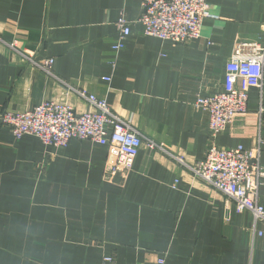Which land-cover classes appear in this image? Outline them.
I'll return each mask as SVG.
<instances>
[{
  "label": "crops",
  "instance_id": "1",
  "mask_svg": "<svg viewBox=\"0 0 264 264\" xmlns=\"http://www.w3.org/2000/svg\"><path fill=\"white\" fill-rule=\"evenodd\" d=\"M207 1L201 36L176 44L144 34L141 0H0V115L49 100L88 111L62 80L105 99L165 148L143 145L127 176L107 181L106 147L46 145L0 126V264H102L105 255L116 264H264L252 215L172 156L205 157L209 115L195 107L198 96L224 89L237 44L264 43V0ZM122 13L133 23L116 54ZM14 41L37 62L54 59L53 74ZM260 107L264 97L252 88L247 111L216 143L252 149L260 137L264 166ZM259 193L264 203V186Z\"/></svg>",
  "mask_w": 264,
  "mask_h": 264
},
{
  "label": "built area",
  "instance_id": "2",
  "mask_svg": "<svg viewBox=\"0 0 264 264\" xmlns=\"http://www.w3.org/2000/svg\"><path fill=\"white\" fill-rule=\"evenodd\" d=\"M142 13L139 22L144 34L176 44H186L201 36L203 22L211 16L207 0H141ZM132 23L124 13L116 25L118 39L113 44L117 54L131 35ZM24 58L48 74H53L54 59L37 62L34 55L22 53L17 42L8 44ZM107 78L106 80H108ZM67 90L85 98L90 109L77 112L72 106L55 101H44L31 110L13 112L5 110L0 115V126L10 128L15 138L25 135L39 138L44 144L66 147L72 140H89L107 149L104 177L114 181L125 178L131 171L143 145L165 151L142 134L128 121L116 114L105 99L78 90L64 81ZM252 88L264 97V43L241 42L226 64L224 89L214 95H199L195 107L209 115V145L203 159L188 163L184 158L172 155L194 177L204 181L214 190L224 194L235 204L238 212H249L254 221L257 236L264 237V203L260 201V188L264 186V166L261 162L263 139L258 138L254 148L242 145L224 148L216 143L219 134L225 132L237 115L248 109ZM264 111L260 107V112ZM102 264H116L113 255H105ZM158 264H167L160 258Z\"/></svg>",
  "mask_w": 264,
  "mask_h": 264
}]
</instances>
